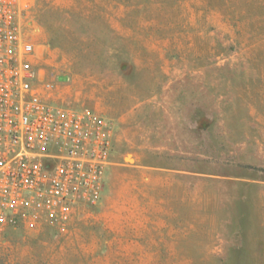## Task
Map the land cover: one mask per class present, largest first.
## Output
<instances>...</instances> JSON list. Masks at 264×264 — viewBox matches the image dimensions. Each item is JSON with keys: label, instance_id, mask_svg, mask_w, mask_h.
I'll list each match as a JSON object with an SVG mask.
<instances>
[{"label": "rangeland", "instance_id": "obj_1", "mask_svg": "<svg viewBox=\"0 0 264 264\" xmlns=\"http://www.w3.org/2000/svg\"><path fill=\"white\" fill-rule=\"evenodd\" d=\"M48 96L113 124L97 205L0 221V264H264V0H27Z\"/></svg>", "mask_w": 264, "mask_h": 264}, {"label": "built area", "instance_id": "obj_2", "mask_svg": "<svg viewBox=\"0 0 264 264\" xmlns=\"http://www.w3.org/2000/svg\"><path fill=\"white\" fill-rule=\"evenodd\" d=\"M27 0H0V221H59L99 203L111 165L112 122L48 96L40 53L25 32Z\"/></svg>", "mask_w": 264, "mask_h": 264}]
</instances>
